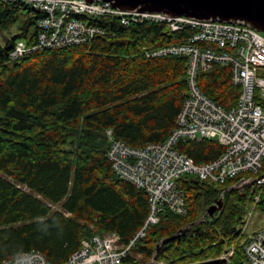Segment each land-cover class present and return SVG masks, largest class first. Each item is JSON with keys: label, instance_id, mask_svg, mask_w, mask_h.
Segmentation results:
<instances>
[{"label": "trees", "instance_id": "1", "mask_svg": "<svg viewBox=\"0 0 264 264\" xmlns=\"http://www.w3.org/2000/svg\"><path fill=\"white\" fill-rule=\"evenodd\" d=\"M39 17L23 0H0V33L15 28L0 46V264L32 249L62 264L83 240L109 232L129 243L150 214L149 198L113 170L107 130L133 147L164 142L188 91L186 56L148 58L143 49L185 42L188 27L173 32L165 23L125 26L99 18L94 21L110 30L106 36L11 61L16 40H34ZM231 76L229 65L215 63L199 74L200 89L231 108L240 94ZM175 147L197 163L224 151L218 140L206 138L180 139ZM245 175L251 174L223 184L181 177L188 213L163 208L133 246L129 263L155 257L196 264L218 259L232 245V262L242 263L250 239L242 226L261 192L257 208L264 210V185L227 190L221 214L212 219L205 214L222 188Z\"/></svg>", "mask_w": 264, "mask_h": 264}, {"label": "built area", "instance_id": "2", "mask_svg": "<svg viewBox=\"0 0 264 264\" xmlns=\"http://www.w3.org/2000/svg\"><path fill=\"white\" fill-rule=\"evenodd\" d=\"M17 1V0H4ZM39 11L37 35L32 42L18 39L9 51L11 61L46 49H61L91 42L110 31L95 19L129 26L144 22L165 23L173 32L189 28L187 41L160 47L144 46L148 58L168 55L187 57L188 91L178 114L177 124L164 142H150L133 147L107 130L110 146L108 159L122 179L143 188L149 198L150 214L144 226L127 244L116 232L83 240L81 247L62 264H131L128 256L136 242L159 221L167 208L179 215L188 213L185 193L179 179L193 174L211 183H225L240 174L250 173L231 186L264 184V35L239 22L198 20L187 16H167L158 12L124 11L110 1L93 0H23ZM215 63L229 65L232 82L239 86L237 104L231 108L217 104L199 86V74ZM215 139L224 151L209 162L197 163L175 145L180 139ZM229 187V186H228ZM261 200L255 195L254 204ZM264 212V210H263ZM251 217L252 211L246 216ZM240 264H264V228L254 232L245 245ZM234 248H227L218 258L234 264ZM156 261L153 257L150 262ZM157 264H166L157 262ZM1 264H52L40 251L32 249L5 259ZM145 264V263H136Z\"/></svg>", "mask_w": 264, "mask_h": 264}, {"label": "water", "instance_id": "3", "mask_svg": "<svg viewBox=\"0 0 264 264\" xmlns=\"http://www.w3.org/2000/svg\"><path fill=\"white\" fill-rule=\"evenodd\" d=\"M92 2L93 0H87ZM124 11L158 12L167 16H187L198 20L239 22L264 32V0H105ZM234 186L224 187L205 216L210 219L221 214L224 196ZM185 227L184 229H186ZM183 229V230H184ZM160 243L157 245L159 248ZM155 258V257H154ZM156 260V259H155ZM225 259H212L196 264H223ZM148 264H157L152 261Z\"/></svg>", "mask_w": 264, "mask_h": 264}, {"label": "rangeland", "instance_id": "4", "mask_svg": "<svg viewBox=\"0 0 264 264\" xmlns=\"http://www.w3.org/2000/svg\"><path fill=\"white\" fill-rule=\"evenodd\" d=\"M14 33H15V28H11L9 30L1 32L0 33V46L5 45L7 43V41L9 39H11L12 35H14ZM262 34L264 35V32H262ZM262 185H264V184H260V186H262ZM249 211H252L253 215L251 217H249V215L246 216L245 223L242 226V233H244L245 235L251 236L254 234V232H257L258 230L264 228V212L260 208H257V205H255V204H253L251 207L248 208V212ZM229 247L230 248L233 247L235 250L234 245L229 246ZM138 257H140V256H138ZM150 261L151 260H142L141 262H143V263L149 262L150 263ZM165 263L168 264L167 262H165Z\"/></svg>", "mask_w": 264, "mask_h": 264}]
</instances>
